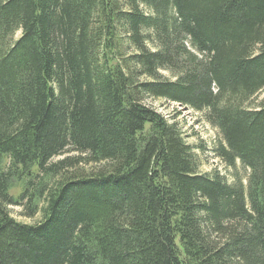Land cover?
Here are the masks:
<instances>
[{"label":"trees","instance_id":"16d2710c","mask_svg":"<svg viewBox=\"0 0 264 264\" xmlns=\"http://www.w3.org/2000/svg\"><path fill=\"white\" fill-rule=\"evenodd\" d=\"M262 92L264 0H0V264H264Z\"/></svg>","mask_w":264,"mask_h":264},{"label":"rangeland","instance_id":"374dc122","mask_svg":"<svg viewBox=\"0 0 264 264\" xmlns=\"http://www.w3.org/2000/svg\"><path fill=\"white\" fill-rule=\"evenodd\" d=\"M20 33H17L16 37ZM264 97L261 93L260 99ZM153 106L170 121H176L178 127L185 135L186 141L191 144L196 154L201 173H212L214 171L225 175L229 181H235L240 177L247 183L250 170L237 161L235 167L226 165L215 155L214 149L221 139L219 131L208 123L203 112H196L188 107L177 103L153 101ZM58 159V158H57ZM22 185L18 184L11 191L14 195L20 194ZM12 215L19 221L34 224L41 220V213L35 217H27L22 214L21 207H11Z\"/></svg>","mask_w":264,"mask_h":264}]
</instances>
